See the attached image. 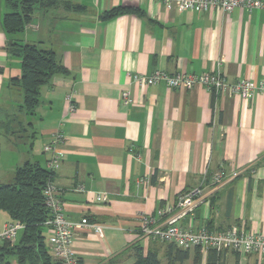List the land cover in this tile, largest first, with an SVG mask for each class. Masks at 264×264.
Returning <instances> with one entry per match:
<instances>
[{
	"label": "crops",
	"instance_id": "1",
	"mask_svg": "<svg viewBox=\"0 0 264 264\" xmlns=\"http://www.w3.org/2000/svg\"><path fill=\"white\" fill-rule=\"evenodd\" d=\"M59 1L87 11L59 6L36 15V45L52 50L69 74L55 75L43 86L39 106L27 116L20 111L21 88L10 84L22 76V59L10 46L29 42L25 31H6L4 18L11 10L0 0V122L10 120L24 136L18 141L23 145L13 147L0 131V185L11 184L3 183L5 176L14 178L26 162L46 169L50 154L44 147L63 134L52 180L64 212L72 222L86 217L102 227L101 234L89 226L76 231L73 248L81 264H136V245L145 254L157 252L164 264L166 243L142 237L138 214L154 215L183 192L210 186L220 170L239 175L213 191L209 205L181 226L264 232V95L244 100L204 86H140L132 78L156 70L220 71L229 83L264 81V9L178 12L159 0ZM116 7L138 8L142 15L101 19ZM126 90L129 105L122 102ZM78 185L86 191H74ZM100 192L109 196L104 204L96 201ZM44 233L50 250L49 230ZM222 258L224 264H264V254L227 251ZM10 263L18 264L15 258Z\"/></svg>",
	"mask_w": 264,
	"mask_h": 264
},
{
	"label": "built area",
	"instance_id": "2",
	"mask_svg": "<svg viewBox=\"0 0 264 264\" xmlns=\"http://www.w3.org/2000/svg\"><path fill=\"white\" fill-rule=\"evenodd\" d=\"M166 10L178 12H206L209 10H221L231 13L235 8L242 7L249 12L264 9V0H159ZM28 28L37 29L31 24ZM133 81L140 86H153L164 83L168 88L192 90L197 86H204L212 93H229L244 100L252 99L256 94L264 95V81L243 79L229 83L220 71L206 72L201 74H168L163 70H156L149 75L135 74ZM122 102L124 105L132 103L129 91L123 92ZM71 110H75L73 105ZM64 141V135L56 133L52 140L44 147V152L49 153L46 169L51 174L60 166V159L55 153V147ZM239 175L234 172L231 175L220 170L213 177L210 186L200 185L187 190L178 196L177 201L159 209L154 215L144 212L138 214L140 220V232L142 237L160 241L166 244H174L184 250L200 248L207 253L209 250L217 252L231 251L240 255L264 254V232H246L240 227L234 226L220 231H211L207 228L194 230L184 228L181 221L193 216L202 205H209L212 192L221 187L225 182ZM76 192H85V187L78 185ZM45 205L49 215L43 226L50 233V254L59 264H81L73 244L76 231L84 227H92L100 234L102 227L83 218L80 222H72L64 212L60 189L52 178L48 181L44 191ZM109 196L105 192L96 194V201L104 204ZM24 225L16 221L0 222V246L4 242L16 243Z\"/></svg>",
	"mask_w": 264,
	"mask_h": 264
},
{
	"label": "trees",
	"instance_id": "3",
	"mask_svg": "<svg viewBox=\"0 0 264 264\" xmlns=\"http://www.w3.org/2000/svg\"><path fill=\"white\" fill-rule=\"evenodd\" d=\"M11 12L4 18V27L8 33L24 32L32 24L31 14L35 7L40 10L63 6L66 11L85 13L87 8L71 1L59 0H7ZM142 15L138 8L116 7L101 15L103 21L122 14ZM10 51L22 59V76L13 78L12 86L20 87L23 92V103L20 111L27 116L33 115L40 104V90L55 75H68L52 50L42 49L36 43L20 45L13 43ZM10 120L0 122V131L9 140L24 139V136L12 129ZM28 130L27 125H22ZM27 127V128H26ZM17 134V135H16ZM52 178L47 169L38 163L26 162L18 167L14 174V182L0 185V212L8 216L9 221L20 222L24 229L16 243L4 242L0 246V264H11L15 258L18 264H59L56 262L47 245L43 223L49 212L45 205L43 191ZM164 264H186L193 257L192 264H202L203 251L200 248L184 250L174 244H166ZM136 264H163L157 252L136 245L133 247ZM227 251L209 250L206 264H224L222 255ZM235 253V252H233ZM238 254V253H236ZM240 255V254H238Z\"/></svg>",
	"mask_w": 264,
	"mask_h": 264
},
{
	"label": "rangeland",
	"instance_id": "4",
	"mask_svg": "<svg viewBox=\"0 0 264 264\" xmlns=\"http://www.w3.org/2000/svg\"><path fill=\"white\" fill-rule=\"evenodd\" d=\"M40 11L41 10L39 9V7H35L33 13L31 14L32 23H35L36 22V21H34V19L36 18V15H38L40 13ZM36 23L38 24V22H36ZM15 87H17V86H15ZM19 140L20 139H17V137H16L15 138V142H13V140H10V142H12L13 147H21L23 145V142L20 143V142H18ZM5 179H6V181H4L3 183H13L14 182V178H12V177L9 178L8 175L5 176ZM3 220H8V216L5 213L0 212V222H2Z\"/></svg>",
	"mask_w": 264,
	"mask_h": 264
},
{
	"label": "water",
	"instance_id": "5",
	"mask_svg": "<svg viewBox=\"0 0 264 264\" xmlns=\"http://www.w3.org/2000/svg\"><path fill=\"white\" fill-rule=\"evenodd\" d=\"M26 35V41L29 43H36L38 40V37L36 34L33 33V30L28 28L25 30Z\"/></svg>",
	"mask_w": 264,
	"mask_h": 264
}]
</instances>
